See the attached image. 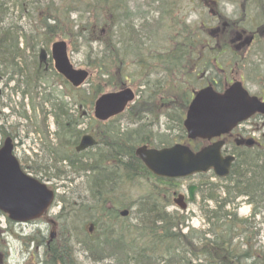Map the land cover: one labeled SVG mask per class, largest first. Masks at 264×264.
<instances>
[{"label":"trees","instance_id":"1","mask_svg":"<svg viewBox=\"0 0 264 264\" xmlns=\"http://www.w3.org/2000/svg\"><path fill=\"white\" fill-rule=\"evenodd\" d=\"M35 3L36 6H34V0H0V19L4 25V27L0 25V68L4 66L12 72L24 74L22 76L26 84L42 81L45 79V71L51 69L53 76L63 86L61 91H57L58 84L52 89L43 88L42 91L43 102L53 110L54 120L58 126L55 140L59 149L54 148L51 152L52 155L60 154L58 158L61 161L78 171L77 174H83L86 177V188L89 192L88 198L80 202L69 199L67 201L65 195L58 196L57 202L60 201L62 207L55 216L59 233L49 245L50 249L47 248V259L43 264H81L76 260L77 257H74L72 246L69 244L70 239L72 240L71 233L75 234L83 220L94 214L98 219L94 222L95 230L98 232L96 239L86 238L84 243L80 240L84 253L94 262L104 264H264V243L261 240L264 236V232L261 233V231L264 229L263 225H259L261 221L257 219L264 214V145L246 149L244 153L238 155L230 174L224 178L215 177L211 172L196 176L199 182L194 202L198 203L197 208L207 227L197 229L186 224L190 218L187 213L178 209L167 211V207L174 205L173 193L178 192L176 188L182 181L153 176L135 155V148L138 145H151V130L147 122L149 117L146 113L154 114L157 107H152L150 96L146 99H137L123 113L100 122L95 119L92 111L94 100L103 92V89L98 84H94L90 78L87 80L89 86L86 88L72 86L56 72L51 58L47 61V67L38 60L34 65L35 70H21V63H25L26 60L19 47V38H22L24 34L20 27H6L7 25L3 23L4 20H9V17L6 9L2 7L4 4L12 5L20 9L21 16L32 19L33 22L36 17L37 28L40 30L38 34L40 42L62 37L69 39L70 42L81 39L85 44H91L96 40L93 35L99 28L97 23L100 22V20L94 21L95 12L107 11L109 16H114L117 10L123 9L122 0H38ZM263 3L264 0L256 2L264 9ZM73 12L76 15L74 21L70 18ZM162 13L166 17L169 15L166 8L162 9ZM122 23V21L116 23L115 31L112 26L108 30L110 37L111 33L115 32L117 43L122 45L121 50H117L118 53L115 54L107 45L109 59L105 56L101 57L99 66L97 65L101 75L106 77L103 79L109 82L111 87L120 86L119 82L109 77L111 67H118L119 71L123 70L125 66L121 65L124 64L121 52L125 49L128 51L133 49V44L139 48L143 35L142 30L133 23L125 25ZM175 23L178 26V22ZM11 28L17 33L12 35ZM177 29L179 30L172 31L170 40L166 43V46L170 45L168 52L152 58L156 66L165 67L169 71L167 74L177 71L178 62L191 64V62H185L187 56H196L201 62L205 60L206 55L208 56L206 53L212 51L204 52L206 55L203 56L202 51L198 49L202 42L200 43V39L197 42L195 40L199 31H202V27L194 29L192 25L183 23ZM193 29L197 35L193 33ZM262 31L263 29L259 35L256 34V44L262 42ZM210 35H207L208 41L203 43L206 46L210 45L209 39L215 41L216 37ZM213 53L210 56L213 55L216 58L215 46ZM233 55L238 58L235 53ZM185 69L189 68L183 66L182 70ZM162 84L164 85L165 82ZM155 87L158 86L155 85ZM50 93H57V95L50 98ZM65 96L69 99H65ZM180 105L178 114L186 110L187 100L185 99ZM83 117L88 118L86 132L80 127L84 123ZM122 117L126 119L129 126L121 127ZM180 124H182L181 120ZM4 130L0 129V133H4ZM181 130V138H185L182 125ZM84 133L94 135L98 141L93 147L96 149L93 156L88 154L91 148L81 152L75 150ZM52 155L49 154V159ZM211 178L215 181H211ZM141 179H152L159 186L146 189V192L132 202L133 210L130 215L133 214L134 219L129 224L130 215L121 216L118 212V203L121 199H117L116 193L120 192L122 186L128 189L131 181ZM239 197H245L252 207L249 216L239 215L237 207L230 209ZM110 202L114 203L112 208L106 205ZM8 223L13 224L9 219ZM185 228H188L186 232L183 231ZM28 239L31 240V237ZM0 252H5V247L1 243ZM3 263L5 261L2 260L0 264Z\"/></svg>","mask_w":264,"mask_h":264},{"label":"rangeland","instance_id":"2","mask_svg":"<svg viewBox=\"0 0 264 264\" xmlns=\"http://www.w3.org/2000/svg\"><path fill=\"white\" fill-rule=\"evenodd\" d=\"M36 1L38 0H34V6H36ZM256 2L257 0H122L124 10H117L114 16H109L107 11L95 12V19L92 18L94 21L100 20V22L97 23L99 28L93 35L96 40L91 44H85L81 39L70 42L69 39L62 37H56L52 41L41 40L40 42L38 39L40 30L37 28L36 17H34L33 22L32 19L21 16L22 13L17 7L4 4L2 8L6 9L9 17V20L3 21L7 25L6 27H20L22 34H24L22 38H19V47L26 60L25 63H21V70L34 69L35 62L39 60L38 56L41 49L50 53L54 41L65 40L68 44L67 51L71 63L76 69H87L89 78L103 89L102 93L131 88L136 94L134 101L150 96L152 107H157L154 114L146 113L149 117L147 122L151 130L150 143L152 146L159 147L176 142L188 144L194 142L181 138L182 124H180V120L182 121L185 111L178 114V109L185 99L189 101L191 94L207 82L208 74H199L198 69V74L193 73L191 76L184 77L187 75L184 74L187 69H180L181 66L186 65L184 62H178L175 73L167 74L169 71L164 66V68L156 66L155 60L152 59L155 55L168 52L170 45L166 46V43L170 40L172 31L179 30L177 27L179 28V25L181 26L183 23L192 25L194 29L202 27V31H199L195 41L201 40L200 43L202 42V44L200 45L203 46L200 47L199 45L198 49L202 51L203 56L214 54V46L217 51H223L218 62H216L218 65H223V71L218 70L215 62L210 67V74L220 78L222 87L227 85L225 79L229 77L234 78V80H241L252 94L264 95V48L262 49L264 43V9L259 7ZM262 6L264 7V3ZM163 8H166L169 14L167 17L162 13ZM70 18L76 19L75 12L70 14ZM9 21L10 23H8ZM119 21H122L123 25L133 23L142 30L141 34L143 35L141 36V43L139 42L141 44L139 48L133 44V49L129 51L125 49L121 52L124 59V64L121 65L125 68L119 71L118 67H111L109 77L120 83L119 87H111L110 83L103 79L106 77L101 75L98 66L99 58L105 56L109 59L107 45L115 54L118 53L117 50L120 51L122 48V45L117 43L115 32L111 33V37L108 36L110 26L115 31L117 29L115 25ZM1 22L0 19V25L4 27ZM175 22H178V26ZM194 29L193 33L197 35ZM256 29H263V39H261L263 43H254L250 48H245L242 51L241 57H234L233 54L236 53L234 43L237 42V39L233 40L232 38H236L237 32L243 31L247 35H251ZM10 30L12 35L17 33L13 28ZM208 34L216 38L215 41L209 39L210 45L206 46L203 43L208 41ZM230 39H232L231 42ZM245 39L247 42L248 39ZM136 42L138 43V40ZM210 50H212L211 53H206ZM195 57L189 55L185 58V62L194 64L198 60ZM45 72V79L42 81L38 80L32 84H26L22 76L24 74L12 72L5 69L4 66L0 68V129L6 130L4 133H0V146L3 145L7 136L12 137L14 141L13 152L18 157L23 170L46 183L57 193L55 206L38 220L27 225L15 226L10 224L7 218L0 214V229L4 231L0 233V243L5 247V252H0V262L5 261L3 264L45 263L47 259L46 247L50 235L54 233L57 236L59 233L55 218L60 209V201L57 202L58 196L65 195L67 201L69 199L80 202L87 199L89 194L86 188V177L83 174H77L78 171L61 161L58 158L60 154L53 153L52 155V149H59L55 140L58 126L54 120L53 110L43 102L42 91L43 88L52 89L56 84H58L57 91H61L63 86L53 76L51 69ZM27 73L30 74L29 71ZM163 82H165L164 85ZM88 86L87 82L82 85L85 88ZM54 95L57 93H50V98ZM64 98L69 99L66 96ZM83 121L84 123L80 127L86 132L85 127L88 118L83 117ZM120 123L122 128L129 126L124 117L120 119ZM261 132H264V128L261 129ZM193 145L191 144V146ZM95 151V148H91L88 154L93 156ZM49 154L52 155L51 159H49ZM210 180L215 181L214 178ZM198 182L196 177H191L189 180L181 182L176 189L187 196L188 186L197 185ZM157 186L159 184L152 179L131 181L128 185V193L127 187L122 186L120 192L116 193L117 199H121L118 203V212L127 210L126 217H128L133 210L132 202L146 192V189H154ZM186 202L187 211L185 213L190 216L186 224L197 229L206 228L207 225L197 208L198 203L189 202L187 198ZM234 202L235 204H232L230 209L237 207L238 214L245 217L251 214L252 207L245 197H239ZM106 205L112 208L114 203L110 202ZM176 208V206H169L167 211H173ZM94 215L83 220L75 231L76 235L71 233L72 240L70 239L69 244L72 246L74 257H77L76 260L81 264H104L92 261L84 253L83 245L80 242V240L83 243L86 242L84 240L86 238L96 239L98 232L95 230L94 222L98 219ZM133 219L134 216L131 214L128 223L131 224ZM257 219L261 221L259 225H263L264 229V214H261ZM90 226H92V230H89ZM187 229L185 228L183 231L186 232ZM29 237L31 240L28 239ZM261 240L264 243V236Z\"/></svg>","mask_w":264,"mask_h":264},{"label":"water","instance_id":"3","mask_svg":"<svg viewBox=\"0 0 264 264\" xmlns=\"http://www.w3.org/2000/svg\"><path fill=\"white\" fill-rule=\"evenodd\" d=\"M51 56L56 70L74 86L81 85L89 73L76 69L67 54V44L60 40L52 44ZM46 57L41 52V59ZM134 99L130 88L102 94L95 101L94 115L106 120L122 112ZM255 113L264 114V100L250 95L241 81H234L223 92L212 86L201 88L189 103L183 120L188 139L218 138L229 132L236 124L247 120ZM91 135L82 136L77 151L95 145ZM222 140L214 141L198 151L188 145L176 143L169 147L149 148L139 146L135 153L147 169L158 177L186 178L196 173L212 170L217 177L228 175L234 157L223 156ZM195 186L188 187L189 198H194ZM54 200V191L40 180L25 173L13 154L11 138H6L0 148V211L15 222H28L40 217ZM182 209L186 208L184 196L175 199ZM128 211L121 212L125 216Z\"/></svg>","mask_w":264,"mask_h":264},{"label":"flooded vegetation","instance_id":"4","mask_svg":"<svg viewBox=\"0 0 264 264\" xmlns=\"http://www.w3.org/2000/svg\"><path fill=\"white\" fill-rule=\"evenodd\" d=\"M251 36L255 37V34L247 35L243 31V32H237L236 38H234V37L232 38L233 40L237 39V42L234 43V48H235L236 52H238V54H241L242 51L246 48L245 45H246V43H248V41L246 42L245 38H247L249 40ZM232 39H230V42L232 41ZM222 52H220V53H222ZM214 62H216V60L214 61V59L210 55H208L205 57V60H203L201 62L199 60H197L196 62H194V64L193 63L186 64L184 66L189 68L188 71L190 73L185 75L184 77H188V76H191L193 73H197V69H198L199 74H202V75L208 74L207 75V82L205 83L204 86L212 85L215 89H217L219 91H223V90H225V88L230 83L233 82L234 78L231 79V78L227 77L225 79V81H226L225 84H227V85L222 87V85L220 84V78L217 75L210 74V67H212V63H214ZM45 66L46 67L48 66V62L45 63ZM216 66H217V68H219L218 70L223 71L224 67L222 64L218 65V63H217ZM181 68H182V66L180 67V69ZM180 74H182L181 71H180ZM184 74H185V72H184ZM204 86H201V87H204ZM257 96L261 100H264V95L258 94ZM261 127L264 128V114L255 113L246 121H242V122L236 124L229 132H227L226 134H224L220 138H215V139H212L210 141L196 139V140H192L194 142L190 143V145L194 144L193 146H191V148H193L194 150H200L204 146H206V145H208L214 141L222 140L223 141V145L221 148L222 155L223 156H232L236 159L237 156L244 153L246 151V149L263 147V145H264V132H261V129H262ZM202 143H205V144H202ZM174 193H176V192H174ZM185 199H186V195H185Z\"/></svg>","mask_w":264,"mask_h":264}]
</instances>
